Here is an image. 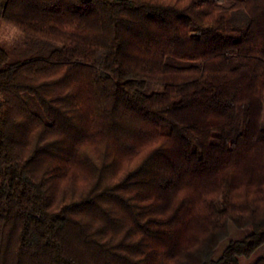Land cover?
I'll use <instances>...</instances> for the list:
<instances>
[{
  "label": "trees",
  "instance_id": "obj_1",
  "mask_svg": "<svg viewBox=\"0 0 264 264\" xmlns=\"http://www.w3.org/2000/svg\"><path fill=\"white\" fill-rule=\"evenodd\" d=\"M2 20L57 45H0V264L264 245V0H0ZM230 223L249 233L215 257Z\"/></svg>",
  "mask_w": 264,
  "mask_h": 264
},
{
  "label": "rangeland",
  "instance_id": "obj_2",
  "mask_svg": "<svg viewBox=\"0 0 264 264\" xmlns=\"http://www.w3.org/2000/svg\"><path fill=\"white\" fill-rule=\"evenodd\" d=\"M188 0H164L169 4L182 5ZM0 45L4 46L9 51L11 60L23 59L31 56H44L57 44L56 43H44L33 42L24 33L14 25L7 23L6 21H0ZM249 233V228H237L233 224L229 225V236L223 240L218 246L215 257H218L228 241L234 238H242ZM264 255V245L260 247L252 256L248 259H242L243 264H253L254 261L260 256Z\"/></svg>",
  "mask_w": 264,
  "mask_h": 264
}]
</instances>
